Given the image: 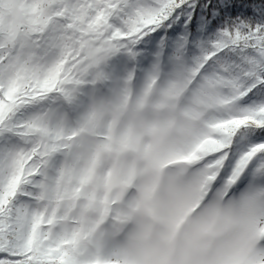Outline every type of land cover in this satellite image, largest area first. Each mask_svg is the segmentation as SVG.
I'll use <instances>...</instances> for the list:
<instances>
[{"label":"snow or ice","instance_id":"snow-or-ice-1","mask_svg":"<svg viewBox=\"0 0 264 264\" xmlns=\"http://www.w3.org/2000/svg\"><path fill=\"white\" fill-rule=\"evenodd\" d=\"M0 264H264V0H0Z\"/></svg>","mask_w":264,"mask_h":264}]
</instances>
